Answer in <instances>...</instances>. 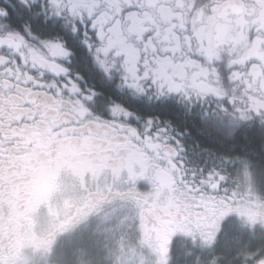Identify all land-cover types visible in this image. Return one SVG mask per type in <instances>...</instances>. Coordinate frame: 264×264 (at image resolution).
Masks as SVG:
<instances>
[{"label": "snow or ice", "instance_id": "snow-or-ice-1", "mask_svg": "<svg viewBox=\"0 0 264 264\" xmlns=\"http://www.w3.org/2000/svg\"><path fill=\"white\" fill-rule=\"evenodd\" d=\"M0 264H264V0H0Z\"/></svg>", "mask_w": 264, "mask_h": 264}]
</instances>
